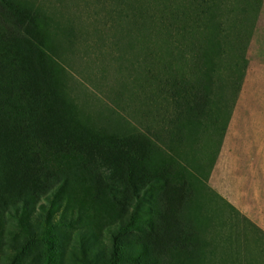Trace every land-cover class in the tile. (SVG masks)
<instances>
[{
	"label": "rangeland",
	"instance_id": "rangeland-1",
	"mask_svg": "<svg viewBox=\"0 0 264 264\" xmlns=\"http://www.w3.org/2000/svg\"><path fill=\"white\" fill-rule=\"evenodd\" d=\"M263 2L0 0V115L35 110L37 67L48 86L30 125L5 123L0 264H238V223L199 200ZM129 140L144 183L114 192L91 153Z\"/></svg>",
	"mask_w": 264,
	"mask_h": 264
},
{
	"label": "crops",
	"instance_id": "crops-1",
	"mask_svg": "<svg viewBox=\"0 0 264 264\" xmlns=\"http://www.w3.org/2000/svg\"><path fill=\"white\" fill-rule=\"evenodd\" d=\"M257 27L242 87L208 174L206 195L199 200L208 223L226 217L238 223V264H264V2Z\"/></svg>",
	"mask_w": 264,
	"mask_h": 264
},
{
	"label": "trees",
	"instance_id": "trees-1",
	"mask_svg": "<svg viewBox=\"0 0 264 264\" xmlns=\"http://www.w3.org/2000/svg\"><path fill=\"white\" fill-rule=\"evenodd\" d=\"M2 20L5 23H9L8 21H5L4 18H2ZM45 80L47 81L46 77L44 76V73L39 69V67H37L35 71H32L31 75L29 76L28 84L25 85V87L27 88L25 97L27 99V102L29 103L32 102L31 100L34 101L35 110H31V109H29V111L27 110L28 116H27V111L25 112V114H21V110H16V109L7 112V115L10 117H5L4 115H0V142L2 141L7 142L9 139V135L12 132V129L6 128L7 125L5 123L18 124L17 123L18 121H25L30 125L34 113H37L39 108V99H40L39 93L45 91L46 87H48L45 84L46 83ZM37 90L39 92H35ZM46 131L49 130L46 129ZM56 132L58 133L54 135L55 137L57 136L59 137V135L60 136L64 135V133L61 131H56ZM91 154L94 158V160H92V163H94L93 165L96 166L105 165L108 167L109 177L106 178V182H108V187L112 191L122 192V189H125V190H132L135 191V193H138L137 191L140 188H142L141 186L144 183V178H143L144 170L140 161L141 153L140 150L135 146L133 141L129 140V141L117 142V143L107 142L103 145L95 147ZM7 157L10 163L16 162L17 155L15 154V151L9 153ZM175 199L176 201L178 200V198ZM160 217L162 221L161 222L162 227L166 229H170L169 230L170 234L167 236V239H169L170 237H175L176 234L174 232L179 231L180 223H177L176 226L174 224L173 231H171L172 226L170 223H168L166 217L164 215H161ZM193 230L194 229H192V231ZM200 230H201L200 228L197 229L198 235L200 234L199 233ZM192 235L194 236L193 232ZM198 239H200L199 236ZM167 242L168 241H166L165 244H167ZM197 243H200V241L198 240ZM194 245H196L195 241H193L192 243V246ZM192 255H193V259L191 260V263L196 264L195 255L194 254ZM198 261L199 264H202L200 260Z\"/></svg>",
	"mask_w": 264,
	"mask_h": 264
}]
</instances>
